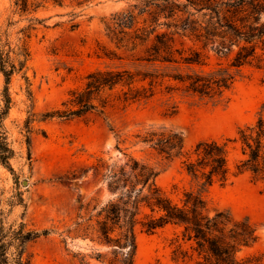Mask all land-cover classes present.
Returning <instances> with one entry per match:
<instances>
[{"label":"rangeland","instance_id":"obj_1","mask_svg":"<svg viewBox=\"0 0 264 264\" xmlns=\"http://www.w3.org/2000/svg\"><path fill=\"white\" fill-rule=\"evenodd\" d=\"M131 2L0 0V46L23 48L27 54L23 69L7 86L0 73V94L7 87L11 98L3 128L12 151L9 168L0 161V239L8 244L19 228L24 233L47 231L21 246L28 264L112 261L110 250L67 236L66 231L76 221L80 201L94 197L103 203L111 197L104 175L132 158L154 171L156 186L171 200L179 202L184 192L192 191L201 195L209 215L226 212L234 221H246L256 241L237 256L264 264V181L249 171L235 174L243 160L236 140L239 130L254 125L260 116L264 119V50L258 47L257 59L235 69L231 63L237 47L219 55L180 31L170 35L173 62H147L145 51L153 36L133 46L112 41L105 30L110 16ZM162 32L171 31L157 30ZM195 52L199 64L183 61ZM97 70H129L139 74L137 79L156 77L153 96L124 105L118 100L122 87H117L105 91L109 102L103 111L71 118L52 116L66 109L69 94L82 89L85 77ZM217 71L234 75L220 97L187 92L175 80ZM147 84L137 81L133 86L147 88ZM157 128L178 133L184 154L201 141L226 143L228 180L203 187L182 168L184 157L166 159L140 142L147 131ZM178 232L173 226L153 234L138 229L132 264H173L171 252ZM6 252L13 259L14 245ZM97 254L104 262L97 260Z\"/></svg>","mask_w":264,"mask_h":264},{"label":"trees","instance_id":"obj_2","mask_svg":"<svg viewBox=\"0 0 264 264\" xmlns=\"http://www.w3.org/2000/svg\"><path fill=\"white\" fill-rule=\"evenodd\" d=\"M161 28L171 32L157 33ZM105 30L112 41L129 42L133 46L145 44L153 36L145 51L147 62H173L170 35L180 31L181 35L201 43L203 48L210 47L219 55H228L237 47L231 67L238 69L257 59L258 47L264 50V0H132L126 9L110 16ZM26 56L23 48L0 46V73L5 86L23 69ZM199 56L195 52L193 58L183 61L199 64ZM138 75L129 70L91 72L85 77L83 88L69 94L64 104L66 109L55 111L52 116L71 118L103 111L109 102L105 91L117 87H122L118 100L124 105L145 101L153 96L156 77L143 75L137 79ZM175 80L187 92L215 98L230 88L234 75L225 71L192 73ZM137 81H147L148 87L135 88ZM10 103L5 87L0 94V161L7 168L12 151L3 120ZM237 138L243 160L236 165L235 174L249 171L255 179L264 181V119L260 116L254 125L240 129ZM140 142L166 159L184 157L182 168L192 179L201 181L203 187L215 182L224 184L230 176L226 143L201 141L191 153L184 154L180 135L163 128L147 131ZM155 177L150 167L132 158L118 169L111 167L103 177L111 197L103 203L94 197L80 201L76 221L66 231L67 236L110 250L114 259L107 264H132L138 229L153 234L173 226L179 230L171 252L173 264H260L237 256L256 241L254 230L246 221H234L226 212L209 215L201 195L192 191L184 192L180 201L175 202L156 186ZM47 234V231L24 233L19 228L8 244L0 239V264H28L23 259L21 246ZM13 245L16 255L10 260L6 250ZM118 253L121 258L117 257ZM97 260L104 262L101 254H97Z\"/></svg>","mask_w":264,"mask_h":264}]
</instances>
